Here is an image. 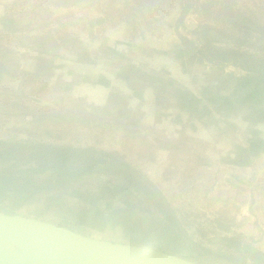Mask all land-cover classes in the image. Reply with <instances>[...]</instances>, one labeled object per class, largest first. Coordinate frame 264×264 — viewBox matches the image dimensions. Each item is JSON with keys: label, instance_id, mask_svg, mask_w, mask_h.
<instances>
[{"label": "crops", "instance_id": "0c3cea01", "mask_svg": "<svg viewBox=\"0 0 264 264\" xmlns=\"http://www.w3.org/2000/svg\"><path fill=\"white\" fill-rule=\"evenodd\" d=\"M18 1L0 0V64L7 74L1 73L0 83L18 89L22 77L7 67L17 65L45 90L40 100L48 116L68 119L84 103L107 105L109 117L118 118L108 131L113 150L143 170L167 206L197 209L219 236L240 235L264 253V111L251 107H264V98L235 95L246 82L233 65L179 61L182 40L171 26L178 5L172 1L164 13L158 0L154 6L153 0H28L14 6ZM79 4H86L87 14L74 10ZM37 7L48 13L42 18ZM135 81L139 92L130 87ZM116 100L124 111L116 110ZM136 132L140 140L133 142L128 134Z\"/></svg>", "mask_w": 264, "mask_h": 264}, {"label": "rangeland", "instance_id": "374dc122", "mask_svg": "<svg viewBox=\"0 0 264 264\" xmlns=\"http://www.w3.org/2000/svg\"><path fill=\"white\" fill-rule=\"evenodd\" d=\"M27 1L19 0L14 3V6L25 7ZM155 1L157 0H153L149 4L154 6ZM172 1H178L181 5L185 3V0H158L157 3L158 6L162 5L161 7L165 13ZM191 1L194 10L179 25V32L196 42L201 52L211 56L210 50H214L212 47H219L214 45H220L223 50H245L248 57L245 58L244 64L260 63L256 62V60L253 61V59H260L264 63V31L253 29L254 31L250 35H244L243 33L240 35L232 26L234 25L233 22L240 23L242 22L240 20L246 17V21H251L252 24L259 26V28L264 27V0ZM85 6L86 4H79L74 7V10L87 14V11L84 9ZM37 10L42 18V14L48 13L43 7H37ZM123 14L124 11L121 13V16ZM73 17L75 18V16ZM73 17L69 18V21H73ZM54 18L55 13L52 16V19ZM85 18L88 17L85 16ZM53 23L55 25L58 24L57 28L61 27H59V23L61 22L55 21ZM206 25L215 28L214 30L220 34L222 31L223 40L211 39L210 35L204 30L203 26ZM231 36L237 37L240 42L234 41ZM252 41H254V46L251 45ZM68 42L72 43V41ZM180 43L182 44L181 49L184 51V57L179 58V61L190 63L195 58L201 59L183 41ZM1 57L4 60L8 59L5 51L2 52ZM16 66H10L9 64L7 67L11 69L8 70L9 74H12L13 71V75L22 77L18 81V89H13L8 82L0 83V139L9 142L18 141L26 143L25 150L37 142L51 145L90 146L102 149L123 160L120 157L122 153L113 150L111 140L114 136L109 137L110 135L108 134L109 129L113 130L115 122H118V118L109 117L107 105L94 107V104L84 103V105H81L83 107H80L82 109L74 107L73 109H77V111L75 114L67 116L69 117L68 119L60 118L53 113L48 116L45 103L40 100L41 96L45 94V90L42 91L41 86L34 84L36 79H33L29 75H23L18 67L15 68ZM234 67L235 71L239 73L238 77H242L246 73L240 67ZM2 73L3 75H7L6 72ZM227 73L229 75L230 72ZM139 83V81H135L130 86L132 87L131 89L139 92ZM112 89L121 94L124 93L123 90L116 86ZM261 98H264V93H262ZM116 105L124 109V105L118 100H116ZM116 110L118 111L117 108ZM27 112L33 117L32 121L31 118H28ZM45 121L49 123V126H44ZM130 123L127 126H130ZM91 130L94 132H91ZM119 136H117L119 147H122L126 141L122 135ZM140 136L141 134L137 132L130 136L128 134V137L133 142L139 141ZM5 161L1 165L9 163L8 161H16V163L24 165H37L33 161L28 162L27 156L22 154L16 157H7ZM105 167L116 174L83 175L79 178L71 179L64 185L60 184L65 182V178H60L58 174L51 175V169H48L40 175H33V180L40 182L41 186L55 181H57L58 185L41 191L33 201L16 205L18 203L14 197H6L0 202V206L23 215L65 225L82 233L90 232V230L95 233L104 232L106 236L120 237L126 242L167 250L204 264H234L225 259L205 253L194 245L192 246V243L186 237L187 235L193 241L209 249L230 254L251 264V261L246 258L244 251L237 252L233 248H227L224 240L217 241L213 239L222 234L210 227L212 223L202 220L203 218L199 214L196 216L194 211H198L197 209L191 211V207L188 205L183 206L180 204L172 206L168 202L172 210L171 212L176 216L184 231L182 232L179 227L177 229L176 223L171 222L173 217L170 209L166 207L160 196L157 195L158 193L155 192L154 187L116 163L108 164ZM133 168L140 175L149 179L141 168L136 166ZM128 180H132L133 184ZM150 183H153V186L155 185L152 181ZM135 184L140 186L141 189H135L133 186ZM126 196L131 202L128 203L125 200ZM114 201H122L128 207L133 206L135 211L131 213V217H126L119 212L117 213L116 208H113ZM212 203L213 201H210L209 205H214ZM131 208H128V210ZM186 212H191L192 214L188 215ZM238 236L241 238L240 235H234V237L239 238ZM219 237L222 238V236ZM243 243L258 249L253 240H246Z\"/></svg>", "mask_w": 264, "mask_h": 264}, {"label": "water", "instance_id": "95a60500", "mask_svg": "<svg viewBox=\"0 0 264 264\" xmlns=\"http://www.w3.org/2000/svg\"><path fill=\"white\" fill-rule=\"evenodd\" d=\"M190 6L191 1L185 0L177 24L189 12ZM204 57L207 61H212L207 56ZM249 71L253 72L252 81L249 85L258 80H264V67L251 68ZM249 85L246 86L244 91L250 88ZM154 189L157 191L155 186ZM116 203L124 207L122 201H114V204ZM173 216L178 227L184 232L176 216L174 214ZM186 237L192 245L205 253L225 259L234 264H249L243 259L209 249L193 241L187 235ZM250 247L252 246L250 245ZM0 264L204 263L151 246L94 237L65 225L23 215L0 206Z\"/></svg>", "mask_w": 264, "mask_h": 264}, {"label": "trees", "instance_id": "16d2710c", "mask_svg": "<svg viewBox=\"0 0 264 264\" xmlns=\"http://www.w3.org/2000/svg\"><path fill=\"white\" fill-rule=\"evenodd\" d=\"M240 21L242 22H233V24L239 31L243 30L246 35H249L250 31H252L253 29L262 31L261 28L252 24L251 21H246V17H243ZM182 40L189 48L193 50L195 54L197 53V55L202 58L199 52H197L194 46L191 44V41L187 40L184 37H182ZM233 40L239 41L237 37H235ZM214 52L211 56L207 55L206 53L205 54L209 56L213 61L224 60L230 62L233 65L238 66L239 64L241 67L246 68L248 66L246 64H242L245 58H247L248 56L246 52L238 51L236 49H226V52L228 54L227 56L226 54L224 55V52L220 49H216V51ZM2 71L3 65L0 64V77ZM240 89L241 87L237 88V90L235 91V95L241 96L245 101L254 100L257 96H260L262 93H264V88H262L261 86L258 87L257 85H252L251 88L243 92H239L238 90ZM254 104L255 105L251 107H257L260 111H264V107H261V105H259L260 102H254ZM116 108L118 109V111L122 109L121 106H117ZM122 110L124 111V109ZM125 116L129 118V113H126ZM26 146V143H21L18 141L9 142L7 140L0 139V202L6 197H14L18 203L16 205H19L20 203L30 202L35 200L36 195L41 191L58 185L57 181H55L50 184L41 186L40 182L33 180V175H40L48 169H51V175L58 174L60 178H65V182L60 184L64 185L71 179L76 177L79 178L83 175H115L116 173L106 169L105 166H107L108 164L116 163L121 167H124L128 172L143 179V181H145L147 184L149 183V185L154 187L149 180L140 175V173H138L130 164L102 149H96L86 146L77 147L72 145H51L48 143L38 142L34 143L32 146H29L27 150H25ZM19 154L27 156L28 162L33 161L37 165H24L21 163L18 164L16 163V161H8L9 163L1 165L2 162H6L5 160L7 157H16ZM119 177L121 176L119 175ZM128 181L133 184L132 180ZM133 186L137 190L141 189L140 186H137L136 184ZM155 192L157 191L155 190ZM125 200L128 203L131 202L127 196ZM166 207L168 206L166 205ZM128 214L132 215L131 212H129ZM172 217L173 219L171 220V222L176 223L173 214ZM176 227L178 229L177 224ZM222 240L225 241V246L227 248H233L237 252L244 251L246 253V258L251 261V264H264V253L250 247V245L246 243H242L240 238L234 236H224L222 237Z\"/></svg>", "mask_w": 264, "mask_h": 264}, {"label": "flooded vegetation", "instance_id": "af4514ba", "mask_svg": "<svg viewBox=\"0 0 264 264\" xmlns=\"http://www.w3.org/2000/svg\"><path fill=\"white\" fill-rule=\"evenodd\" d=\"M191 1V0H190ZM185 2V1H184ZM177 5H178V8H179V12H178V14H177V16L175 17V19H174V23L172 24V30L174 31V33H176V35L182 40V37H184V38H186L187 40H189V41H191V44L194 46V48H195V50L197 51V52H199V54L201 55V59H204L206 62H208L209 64L211 63V65H222V66H228V65H233V64H231L230 62H227V61H224V60H222V61H207V59H205V57L204 56H207L205 53H203V52H201L200 51V47L198 46V44L196 43V42H194L192 39H189V37H187L186 35H184V34H181L180 32H179V25L184 21V19H185V17L188 15V14H190L191 12H192V10H194L193 8H192V1H191V6H190V9H189V12L186 14V16L181 20V22L179 23V24H177V20H178V18H179V16H180V13H181V11H182V9H183V5H184V3H182V5L177 1V2H175ZM233 26V28H235V30L236 31H238L239 33H240V35L243 33L244 35H246L245 33H244V31L242 30V31H239L238 29H237V27L235 26V25H232ZM205 29V32L206 33H208L209 35H210V38L211 39H215V40H223V38H222V36L223 35H221V34H223V32L221 31V34L220 33H218V32H216L214 29L215 28H213V27H211L210 25H206V26H203ZM259 27V26H258ZM262 29V31H264V27H262L261 28ZM252 31H254V30H252ZM252 31H250V34H251V32ZM193 32H195V31H193ZM249 34V35H250ZM229 37V36H228ZM232 37V36H231ZM251 37H252V35H251ZM225 38H226V36H225ZM233 39L235 38V36H233L232 37ZM259 39V38H258ZM183 41V40H182ZM254 41H252V43H251V45L252 46H254V43H253ZM214 46H219V47H212V49H214L213 51L212 50H210L211 51V53H213L214 51H216V49H220L221 51H223L224 52V54H225V52H226V49L225 50H223V48L220 46V45H214ZM238 51H243V52H246L245 50H238ZM228 52V51H227ZM227 52H226V56L228 55L227 54ZM203 53V54H202ZM215 53V52H214ZM247 53V52H246ZM209 59H210V57L209 56H207ZM248 57V56H247ZM254 60H256V62L258 61V62H260V63H257V64H251V65H248L246 68L245 67H241L239 64H238V67H240L241 69H243V70H245L246 71V73L244 74V75H242V77H238V80H240V82H242V83H245L246 82V84L245 85H242L243 86V88H241L240 90H238L239 92H243L244 91V89L246 88V86L247 85H249L250 84V82L252 81V74H253V72H251V71H249V69H251V68H253V69H256V68H259V67H264V63H262V61L260 60V59H253V61ZM242 64H244V63H242ZM247 65V64H246ZM233 66H237V65H233ZM252 85H259V86H261V85H264V80H258V81H256V82H253V83H251V85H249V87L251 88V86ZM138 172V171H137ZM123 204H124V202H123ZM130 207H132L130 210H128V208H130ZM130 207H128V206H126V204H124V207H122L120 204H118V203H116V204H113V208H116V212L118 213H121V214H123L124 216H126V217H131V215H129L128 213L129 212H131V213H134V207L133 206H130ZM115 210V209H114Z\"/></svg>", "mask_w": 264, "mask_h": 264}, {"label": "built area", "instance_id": "2783aa9c", "mask_svg": "<svg viewBox=\"0 0 264 264\" xmlns=\"http://www.w3.org/2000/svg\"><path fill=\"white\" fill-rule=\"evenodd\" d=\"M232 230H234V228H232Z\"/></svg>", "mask_w": 264, "mask_h": 264}]
</instances>
